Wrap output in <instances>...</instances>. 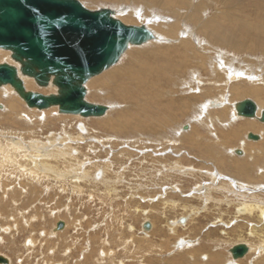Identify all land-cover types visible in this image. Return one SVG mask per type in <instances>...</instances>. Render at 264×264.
<instances>
[{"label":"rangeland","instance_id":"1","mask_svg":"<svg viewBox=\"0 0 264 264\" xmlns=\"http://www.w3.org/2000/svg\"><path fill=\"white\" fill-rule=\"evenodd\" d=\"M79 1L91 10L101 8L113 9L116 11L117 17L125 24H147L153 31L157 32L159 35H164L165 37L168 36V38L166 37L168 41H166L172 42L171 44L170 42L168 44L169 46L173 47L171 48L172 54H169L175 57H172L173 62L169 61L166 65L168 67V71L171 74H176L174 76V81H176L178 84L174 87L175 92H177L173 96V98L175 96V98L178 99H180L179 96L190 98L193 102L192 107H197H195V110L191 108L185 111H179L178 106L174 107L172 109L173 115L177 113V118L173 119V121L175 120L173 123H175L176 125L174 129H176L179 124L180 126H185L187 124L186 126H189V128L182 131L189 132L191 131L192 126H196V129H199V131L197 130L198 132L194 133V135H197L194 137L197 138L202 136L197 142L201 141L202 148L212 145L213 147L218 149L220 153L219 157L221 159L226 160V162L227 160L231 161L234 171V174L232 176L235 179H238L236 175L239 173L238 168H240L241 164L252 167L254 157H258L260 162L264 160L263 122L255 118L250 119L240 117L235 124L227 127L226 130H223L221 128V125L213 124L211 122V120L217 118V114L219 113L209 114L206 110H204L205 103L207 104L206 101H208L209 98L220 97L219 95L224 92V87H219L217 86V84L224 85L225 81H228V88L231 87L230 91L235 89L247 93L239 94L236 96L230 95L229 93V97L231 98L232 103L227 104V107L232 108V113H230L231 115L229 114L226 122L233 121L232 114L236 113L234 107L232 106L234 102H239L245 99H252L257 103L260 109V106H262L264 101H258L257 98L249 96V94L252 90H264V82L261 83V81H259V83L256 80L259 78V76L264 79V39L262 40L263 47L260 51H253V49L250 48L233 51L221 44L215 43L211 38L206 37V41L213 42V46L209 45L210 43L208 44L206 42L207 44L202 43L201 46H198V43H196L195 46H193V44H190L191 47L187 48L188 50L181 49V52L185 53L186 57L189 59L188 66L187 60H185L184 62H182L181 60H177L178 58L176 50L183 47L182 45L180 46L179 41L184 36H186V34H179L178 31L177 34L176 32L173 33L174 31L172 30V25L176 22L172 14L176 13H171L167 8L161 6L160 4H150L147 0L131 1L133 5L131 2H128L126 0ZM186 1L188 2V0ZM193 1H195L194 3L197 2L195 4L196 6L193 4H191L192 7L191 5H187L185 6V13L181 10L179 12H182V14H185L186 16V14H188L186 12L190 13L191 11H196L195 7H198L199 9H206V7L208 6L207 11L203 12V19L212 18L216 15L221 16L217 12L218 10L223 11V8H221V2L220 4L218 2L216 7L214 4L211 5L212 2L210 0H207L208 3L205 2V0ZM235 1L236 0H229L230 5L232 4L231 8L233 9V14L236 18L239 17L238 19L241 18L249 21L246 24L247 27L251 29L250 36L256 37L258 36V34L264 32L263 28L259 26L256 27V25L260 23L264 25V0ZM119 6H123L125 7V9H122L123 7ZM131 6L132 8H129ZM143 16L145 18H143ZM187 22L189 23V21ZM193 22L194 21H191L190 24H194ZM180 25L181 22L179 21V29L183 31L184 28H182V26ZM237 25V27H240L239 23ZM194 27L196 28L195 24L194 26H192V29H195ZM238 33H241V31L239 30ZM202 39L205 38L202 37ZM240 39L243 40L242 37ZM167 42L158 43L157 41H151L150 43H147V45H143L141 47H131L123 56L119 64L88 82L87 88L89 91L87 93V100L94 103L112 105L113 107L112 110L102 118L86 119L75 115H63L58 113L57 108H51L48 110L29 108L23 101V99H21L10 87H6L9 89L10 94L13 95V99L17 101L19 100L17 103L19 105L18 113H24L27 115L29 114L34 117L32 118L30 116L32 119H34L33 123H35V126L32 127L31 125L27 124L23 118L19 119L18 116L14 117L13 114H10V109L8 108L10 104L8 100L2 99L0 97V103L6 107L4 109H0V115H3L5 117L4 118L2 116L0 118V138L7 137V139H12L17 137L18 134L17 140L18 138H24L23 142H26L24 146H27V144L29 145L27 139H33V137L30 135L31 131L33 130H36V134L41 136V142L45 143L48 142L46 138H49L48 136H50L54 131L57 133L58 131L59 133L69 132L72 133L73 136H76L77 133L81 134L87 132V134L85 135L87 136L86 141H73L74 145L76 144V147L73 146L72 149V152L73 150L75 152H73V155L78 158L79 161L81 160L80 163H84L81 164V168L79 169V171H77V173L70 172V167L64 165L67 163H64L62 159L56 161L54 159L44 160L42 158L41 161L47 163L46 166H50V168L52 169L50 171L48 170L49 172L45 170L43 173H41V177L44 179V181L42 180L39 184L41 185V187L36 184H28L24 179L26 176L27 180H36H34L33 177L29 176V174L23 175V172L20 171L22 167L27 165V168L29 166V168L26 170V172L28 173L29 170L32 169L31 161L29 162L28 159L22 161L17 160L18 162L15 163H17L18 168H14L12 166V162H8L4 158L0 157V254H3L7 257L9 256L12 259V264H167L168 262L164 261L168 260H170L172 264H212V261H214L215 259L221 260L220 262H218V264H226L231 258L229 253L230 248L236 244L245 242L249 243V245H251L254 249L246 256L243 261L239 262V264H264V214H261L260 210H256L252 214L242 213L240 210H238L240 201H236V198L234 199L233 196L230 197V200H232L230 202L231 204H228L227 202L217 203V200L223 199L221 198V196L223 197V194L220 192L211 191V195L213 197L211 199H208V195H206V191L204 190V192L199 195V192L193 191L196 187L195 183L201 184V182H206L205 185L211 184L208 183L209 178H205V174L203 173V177L196 180L191 179L192 181L188 180V183L185 182L184 178L182 180V184L175 181V185L177 184L181 186L172 189V185L170 183L171 180H173L174 178L176 179V177L172 178L171 174H164V168H161L160 165L163 164L165 166L166 164V167L171 169V166H169V164L176 162V159H178L179 157H182L183 155H191L197 152L198 149L192 148V144L194 143L192 142V140L191 142H182V138L179 140V134H173L172 132L170 137H173L172 139L173 141H175V144L163 149L164 147L162 146V144L165 143V141L161 142L160 134L158 133L153 134L152 137H150L148 134L142 133L141 136L134 139L133 137L136 136V132L126 131L122 133H116L109 127L103 126L102 121L105 120L112 122L115 126L121 124L122 119H117L124 113L118 112L130 110L131 107L129 104H127L130 101L126 100L125 103L124 101H121V99H117L118 95L114 96L112 95V93L108 92V88L104 87L103 84H101V80L109 76L112 72L119 69L120 67L122 68L124 66L133 65L135 60L137 59V56L134 57L137 53L152 52L158 47L160 48L164 44H167ZM191 42L193 43L192 40ZM247 45L252 46L251 44ZM186 52L189 53L187 54ZM219 53L223 54V56L221 55L223 62L224 60L228 64H232L231 62H233L236 70L237 68H241L242 70L247 71L245 72V76H243L241 81L235 82V79L232 80V82H229L230 80H228L227 76L222 71L216 70L215 65L211 61H214L215 57H212L214 55L217 56L216 58H219V56L217 55ZM10 55V52L1 50L0 62H13V60L10 58ZM191 55L194 56L192 57ZM194 57L196 58L195 61ZM209 58L212 59L209 60ZM142 63L146 64V66H144L149 69L148 72H150V69L151 72L153 69V72L155 70L157 71V67H159L158 63H153L155 66L152 63H150L152 64L150 65L148 62H141L139 64ZM184 65L185 67H190L189 69L191 71L188 72V69H186V72H184L185 74H183V69H180L181 67L183 68ZM177 66L180 67L177 68ZM169 68L172 72L169 70ZM248 72L253 73L251 74ZM153 75L156 76V73ZM28 80L31 81L34 85L31 90L39 91L45 94L54 92L51 87L41 89L32 79ZM198 81L200 83H197ZM0 92L2 94L4 93L2 87H0ZM200 107L201 109H199ZM206 107H208V104L206 105ZM157 109L158 108H156V110ZM212 109H220V107ZM45 112H47L48 114ZM52 114L53 116H51ZM163 116L165 117V114ZM42 117L43 119H40ZM170 117L172 116L170 115ZM205 118L209 120H206ZM129 121L131 123H136L134 122L136 121L134 117L129 118ZM36 123L38 125L40 124V126L37 127ZM128 123V119L126 120L125 118L122 125ZM241 123H254L262 128V133L261 131H254L252 129L242 130L241 128H238ZM174 129L173 131L177 132V129ZM249 132H252L254 134L257 133V135L260 136V140H249L247 138V134ZM8 133L9 135H7ZM3 134L4 136H2ZM228 134L229 136H227ZM58 137H61V135L59 134ZM141 137H144L145 139L148 138L149 141L147 140L145 142H142L140 141ZM217 138H219V140L224 138L227 142L230 138H234V140H230L229 143L225 144L224 146H217L214 145V142ZM102 139H106L104 144L97 143L98 141L96 140L101 141ZM107 139H110V141H108ZM3 140L4 139L2 138L1 141ZM178 142L183 143V146H181ZM197 142L193 145H197V147H199L200 144H198ZM158 144H160V147L162 148H158ZM203 144L205 146H202ZM254 144H261V147H259L257 150H251L250 147ZM150 147L152 150H150ZM155 147H157L158 149H156ZM169 148L170 152L168 151ZM211 148L212 147L209 146L208 151H210ZM234 148L242 150L243 153L241 155L236 154L235 150L237 149ZM123 149H125V151ZM229 150H231V152ZM155 151L157 153H155ZM162 151H164L165 153ZM160 152H162V154ZM200 152L195 153L196 157L198 155V159L196 157H193V159H191V163L194 162L196 164L197 161V164L201 163V161H199ZM20 153L22 152L20 151ZM36 160L38 161V159ZM3 162L11 165L14 169H12L10 166L9 172L8 168H6L7 164L5 166V164H2ZM22 163L24 166L21 165ZM117 164L119 166H117ZM204 164L203 165L207 168H211L214 164V161L212 159H207ZM2 165H4V167ZM20 165L22 167H20ZM53 166L55 169L53 168ZM26 167L24 169H26ZM64 167H66L65 170H63ZM261 167L263 168L262 163ZM57 169L60 173L57 172ZM14 170H17V172H15ZM80 170H87L88 174H92L91 176H94L91 177L90 175H87V177H85L86 179H83L82 181L75 180V176H83L84 171L82 173V171ZM51 171L53 173H51ZM62 171H64L63 174ZM54 172L57 173V176H55ZM168 172H170V170H168ZM223 172L225 173V177L222 178L224 181H228L230 180V178H232L227 170L224 169ZM18 173H20L21 175ZM58 173L61 177L58 176ZM71 173L73 175H71ZM252 174L253 172L250 171V175ZM259 175L260 174L254 173L252 175V182H261V178ZM17 176L18 178H16ZM21 176H23V178ZM3 177L7 180H2ZM64 177H66L67 180ZM102 179H104V181ZM51 181H53V183H51ZM98 182H102L104 185ZM77 183L79 184L77 185ZM65 185L67 186V188ZM260 185L264 186V183L261 182ZM27 186H29V189L30 187L35 188V186H37L38 190L32 189V191H27ZM58 187H60L63 192ZM62 188L65 189V191ZM66 189L68 190L66 191ZM112 190L113 192H111ZM253 192L254 194H259L261 197H264L263 188H259L258 190H254ZM13 201H16L17 205L13 204ZM171 201L173 202V205L170 204ZM261 203L263 202H260L259 204L261 205ZM176 205H178L179 207ZM19 213L22 215L19 216ZM257 215H260L262 217H258ZM24 219H27L28 221H25ZM60 220H66L65 229L57 233L53 232V228ZM148 220L149 222L151 221L150 223L153 227L156 226L154 233H152L150 236L144 235L145 232L141 227L143 223L147 222ZM5 225H7V227ZM4 228H7L8 230L3 231ZM13 233L15 235H13ZM26 239L27 241H25ZM104 239L105 241H103ZM260 242L261 245L259 244ZM190 243L194 245L193 248L191 247V249L188 248V245ZM102 249H104V251ZM32 250L35 251L33 252ZM85 251L87 254L85 253ZM100 251L102 252L100 253ZM179 257H183L182 262L179 261ZM149 258H153L154 260H149ZM96 259L98 260L96 261ZM126 259L128 260L125 261Z\"/></svg>","mask_w":264,"mask_h":264},{"label":"bare ground","instance_id":"2","mask_svg":"<svg viewBox=\"0 0 264 264\" xmlns=\"http://www.w3.org/2000/svg\"><path fill=\"white\" fill-rule=\"evenodd\" d=\"M110 1H118V0H110ZM128 2H131V1H139V0H126ZM148 3H152V4H160L161 6L167 8L171 13L174 12L176 14H172L173 15V18L175 19V22L173 25H172V30L174 31L173 33L176 32L177 34V31L179 32V34H186L187 36V39H186V36L185 39L184 37L182 39H180L179 41V44L180 46L182 45L183 47L181 48H178L176 50V53H177V60H181L182 62H184L185 60H187V65L189 66V59L186 57L185 53H182L181 52V49H185V50H188L187 48L191 47V45L193 44V46H195L196 43H198V46H201L202 43H210L209 45L213 46V42H208L206 41V37L208 38H211L215 43H218V44H221L233 51L235 50H242V49H246V48H250V49H253V51H260L263 47V43H262V40L264 39V32L258 34V36L256 37H251L250 36V33H251V29H249L247 27V24L249 21L248 20H244V19H238L234 16L233 14V9L231 8V5L229 3V0H210L212 2L211 5H215L217 7V3L220 2L222 3L221 4V8H223L222 10L223 11H220L218 10L217 12L219 13V15L221 16H214L212 18H208V19H203V12L204 11H207V7L206 9H199L198 7H195V10L196 11H191L190 13L189 12H186L188 14H182V12H184L185 10V6L187 5H195L196 3H194L195 1L193 0H188V2L186 0H147ZM209 1V2H210ZM233 1V0H232ZM237 1V0H236ZM235 1V2H236ZM205 2L208 3L207 0H205ZM231 2V1H230ZM132 3V2H131ZM218 4V6H219ZM240 4V3H239ZM133 5V3H132ZM156 5V6H157ZM200 5V4H199ZM207 5V4H206ZM149 6V5H148ZM196 6V5H195ZM235 6V4H234ZM119 7H123V6H119ZM192 7V5H191ZM129 8H132L129 7ZM188 8V7H187ZM236 8V7H235ZM122 9H125V7H123ZM189 9V8H188ZM216 9V8H215ZM96 10H99V9H96ZM161 10V9H160ZM164 10V8H163ZM182 11V12H179V11ZM238 10V9H237ZM115 11V10H114ZM154 11V10H153ZM126 12V11H125ZM128 12V11H127ZM152 12V11H151ZM157 12V11H156ZM155 12V13H156ZM153 13V12H152ZM185 13V12H184ZM208 13V12H206ZM212 13V12H211ZM217 13V14H218ZM239 14V13H238ZM144 15V14H143ZM207 15V14H206ZM145 16V15H144ZM143 16V18H145ZM115 17H117V14H116V11H115ZM210 17V16H209ZM155 18V17H154ZM119 19V18H118ZM142 19V18H141ZM148 19V18H147ZM179 21L181 22V25L182 28H184V30H180L179 29ZM189 21V23L187 22ZM191 21H194L193 23L195 24L196 28L195 29H192V26H194V24H190ZM167 23V22H166ZM239 23V26L241 27H237ZM242 23V24H241ZM251 25V24H250ZM259 26L261 28L264 29V25L262 23L256 25V27ZM179 29V30H178ZM196 30V31H195ZM239 30L241 31V33H238ZM159 32V31H158ZM170 32V31H169ZM157 35H158V40H156L158 43H163V42H167L168 41V36H162V35H159L157 32H155ZM161 33V32H160ZM261 35V36H260ZM177 36V35H176ZM179 36V35H178ZM205 38V39H202ZM243 38V40H241L240 38ZM180 38V37H179ZM176 39V38H175ZM167 40V41H166ZM191 40L193 41V43L191 42ZM209 40V39H208ZM170 42V41H169ZM169 42H167V44H164L163 46H161L160 48L158 47L156 50L152 51V52H149V53H143V52H139L137 53L134 57L137 56V59L135 60L134 64L131 65V66H124V67H120L119 69L115 70L114 72H112L109 76L105 77L104 79L101 80V84H103L104 87H107L108 88V92L112 93V95H118L117 99H121V101H130L129 104L131 109L130 110H125V111H122V112H118V113H124L122 114L120 117H118L117 120H121L122 119V122L121 124H118V126H115L112 122H109L108 120H105V121H102L103 122V126H107L109 127L110 129H112L113 131H115L116 133H122V132H126V131H129V132H136V136H134L133 138L136 139L137 137L141 136L142 133L144 134H148L150 137H152L153 134L155 133H158L160 134V138H161V142H164L162 144V146L164 147L163 149L169 147L170 145H173L175 144V141H173V137H170V135L172 134H179V140L181 139L182 142H188L192 140V142L196 143L198 140H200V138L202 137H194V136H197L196 134L194 135L195 132H198L199 129H196V126H192V129L191 131L189 132H183V125L179 126L176 128L177 129V132L173 131V129L175 128V123H173V119H176L177 118V113L175 115H173V108L178 106L179 107V111H185L187 109H194L195 110V107L193 108L192 107V101L190 98H185V97H180V99L178 98H173V96L176 94L175 92V89L174 87L177 86V82L174 81V76L176 75H173L171 74L169 71H168V67H167V62L169 61H172L173 58L172 57H175V56H172L170 55L169 53L172 54V49L173 47L169 46ZM150 43V42H149ZM172 42H170L171 44ZM206 43V44H207ZM156 44V43H155ZM191 44V45H190ZM247 44H251L252 46H249ZM147 45V44H145ZM150 45V44H149ZM160 45V44H159ZM158 45V46H159ZM143 46V45H142ZM152 46V45H151ZM178 46V44H177ZM179 46V47H180ZM139 47V46H138ZM141 47V46H140ZM133 48V47H132ZM143 48V47H142ZM150 49V48H149ZM166 49V50H165ZM184 50V51H185ZM190 51V50H189ZM0 53H1V50H0ZM127 53V52H126ZM125 53V54H126ZM187 53V52H186ZM189 53V52H188ZM187 53V54H188ZM11 54V53H10ZM124 54V55H125ZM227 54V53H226ZM219 56V58H216L217 56L214 55L212 56L214 58V61L212 60L211 62L215 65V68L216 70L218 71H222L228 78V80H230L229 82H232V80H235V82H239L241 81V79L243 78V76H245V72H247L246 70H242L241 68H235L233 62H231L232 64H228L225 62H223V59L221 58V55L223 56L222 53H219L217 54ZM190 56V54H189ZM192 57L194 55H191ZM225 56V55H224ZM128 57V56H127ZM227 57V56H226ZM10 58H11V55H10ZM190 58V57H189ZM12 59V58H11ZM195 57H194V61H195ZM212 59V58H209V60ZM5 61V60H4ZM193 61V62H194ZM227 61V60H226ZM14 62V61H13ZM13 62H8L9 64H14ZM141 62H148L149 64L150 63H158V66L157 67V71L155 70L153 72H151V69H150V72L149 69L146 66V64H139ZM173 62V61H172ZM0 63H3V62H0ZM179 63V62H178ZM119 64V63H118ZM139 64V65H137ZM150 64V65H152ZM177 64V63H176ZM185 64V63H184ZM137 65V66H136ZM145 65V66H144ZM154 65V64H153ZM173 65V64H171ZM180 65V64H179ZM186 65V66H187ZM144 66V67H143ZM155 66V65H154ZM143 67V68H142ZM180 67V66H177V68ZM171 68V67H170ZM169 68V70H170ZM190 67H185V65L183 66V68L181 67L180 70H182L183 74H185L184 72H186V69H188V72L191 71L189 69ZM178 70V69H177ZM171 71V70H170ZM172 72V71H171ZM156 73V76L153 75ZM177 73V72H176ZM181 73V74H182ZM248 73H251V72H248ZM246 73V74H248ZM253 73V72H252ZM251 73V74H252ZM192 74V73H191ZM250 74V75H251ZM247 76V75H246ZM178 77V76H177ZM251 77V76H250ZM28 79H31V78H27L25 77V83H26V86H27V89L31 90V88L34 87L33 83L31 81H29ZM197 79V78H195ZM28 80V81H27ZM33 80V79H32ZM176 80H179V79H176ZM252 80H255V79H252ZM258 82L261 81V83L264 82V79L259 76L258 79H256ZM197 83H200L199 81ZM251 83V81H250ZM260 83V82H259ZM198 85V84H197ZM217 86L219 87H224V92L219 95L220 97H217V98H209L207 102L208 104V107H206V103H205V108L204 110L207 111V113H219L217 114V118L211 120V122L213 124H218V125H221V128L223 130H226L227 127L229 126H232L233 124H235L239 118L241 116H239L237 114V111L235 109V105L236 103L238 102H234L232 104V106L234 107L236 113L232 114L233 115V121H227L228 119V116L230 113H232V108L231 107H227V104H231L232 101H231V98L229 97V93L230 95H239V94H247L245 92H242V91H238V90H235L233 89L232 91H230V88H228V81H225L224 82V85H221V84H217ZM6 87H10V86H3L2 87V90H3V94L0 92V97L2 99H7L8 102H9V106L8 108L10 109V114H13L14 117L15 116H18L19 119L23 118L25 120V122L29 125H31L32 127L35 126V123L34 122V117H32L31 115H27V114H24V113H21L19 114L18 113V101L17 100H14L13 99V95L10 94V91L8 88ZM11 88V87H10ZM12 89V88H11ZM13 90V89H12ZM14 91V90H13ZM89 91V90H88ZM194 91V90H193ZM15 92V91H14ZM202 92V91H201ZM16 93V92H15ZM17 94V93H16ZM199 94V93H198ZM4 95V96H3ZM184 95V94H183ZM249 96H253L254 98H257L258 101L261 100V101H264V90H261V89H258V90H252L249 94ZM189 97V96H188ZM195 97V96H194ZM193 98V96H192ZM196 100V99H195ZM245 100H249V99H245ZM252 100V99H251ZM194 101V100H193ZM198 101V100H197ZM195 101V102H197ZM243 101V100H242ZM254 101V100H253ZM203 102V101H202ZM126 103V102H125ZM200 103V102H199ZM1 104V103H0ZM202 104V103H201ZM257 104V103H256ZM3 105V104H1ZM115 105V104H114ZM157 105V107H156ZM199 105V104H198ZM197 105V106H198ZM109 106V111L110 112L112 110V105H108ZM123 106V105H122ZM204 106V105H203ZM263 106H264V102L262 104V106H260V109H259V106H258V110H257V118H260L261 115H262V112L264 111L263 109ZM216 107H220V109H212V108H216ZM4 108H6L4 106ZM156 108H158L156 110ZM197 108V107H196ZM208 108V109H207ZM263 108V109H262ZM201 109V107L199 108ZM212 109V110H210ZM193 110V111H194ZM221 110V111H219ZM178 111V112H179ZM219 111V112H218ZM260 111V112H259ZM108 112L106 113V115L108 114ZM2 113V112H1ZM47 113V112H45ZM54 113V112H53ZM195 113V112H194ZM24 114V115H23ZM43 114V113H42ZM48 114V113H47ZM56 114V112H55ZM165 114V117L163 116ZM45 115V114H44ZM105 115V116H106ZM170 115L172 117H170ZM231 115V114H230ZM3 115H0V118L2 117ZM32 118H31V117ZM53 116V114L51 115ZM209 116V115H207ZM4 117V116H3ZM41 117V116H40ZM104 117V116H103ZM134 117V119H136V123H131L129 121V118H132ZM179 117V116H178ZM5 118V117H4ZM52 118V117H51ZM56 118V117H55ZM102 118V117H100ZM128 119V124H124L122 125L123 121ZM244 118V117H243ZM40 119H43L40 118ZM61 119V118H59ZM140 119V121H139ZM206 119V118H205ZM10 120V119H9ZM14 120V119H13ZM18 120V119H17ZM15 120V121H17ZM23 120V121H24ZM56 120V119H55ZM201 120V118H200ZM206 120H209V119H206ZM19 121V120H18ZM60 121V120H58ZM74 121V120H73ZM197 121V120H196ZM195 121V123H196ZM199 121V119H198ZM7 122V121H6ZM14 122V121H13ZM33 123V124H32ZM205 123V122H204ZM16 124V123H15ZM14 124V125H15ZM78 124V123H77ZM198 124V123H197ZM200 124V123H199ZM187 125V124H186ZM18 126V125H17ZM36 126L39 127L40 124L38 125L36 123ZM42 126V125H41ZM77 126V125H76ZM199 126V125H197ZM212 126V125H211ZM6 127V126H5ZM207 128V127H206ZM209 128V126H208ZM238 128H241L242 130H249V129H252L254 131H261V127H259L258 125L254 124V123H241L239 125ZM39 129V128H38ZM44 129V128H43ZM174 129V130H176ZM237 129V128H236ZM235 129V131H236ZM11 130V129H9ZM41 130V128H40ZM198 130V131H197ZM218 130V129H217ZM5 131V130H4ZM36 130H33L31 131V136L33 137V139H27V141L29 142V145L27 144V146H24V144H26V142H23V139L24 138H18L17 140V137H18V134H17V137L15 138H12V139H7V137H2L4 140H2V138H0V157L1 158H4L6 161L8 162H12L13 163V167H17L18 168V165L17 163L15 162H18L17 160L19 161H22V160H26L28 159V161L30 162L31 161V170H29V172L27 173L26 170L29 168L24 166L23 163L21 165H23L24 167H22L20 165V167H22L20 169V171L23 172V175H26V174H29V176L33 177L34 180L36 181H30V180H27L26 177L24 178L28 184H36V185H39L41 183V181L44 179L41 177V173H43L45 170H51L52 168H50V166H46L47 163L41 161V159L43 158L44 160L45 159H54L56 161L58 160H63L64 163H67V164H64L66 165L67 167H70V172H76L79 171V169L81 168V164L83 163H80L79 159L76 158L74 155H73V152H72V149H73V146L76 147L74 145V142L73 141H76V140H85L86 141V137L85 136L87 134V132L85 133H81V134H78L76 136H73L72 133H69V132H65V133H58L57 132H52L50 136H48L49 138H46L48 140L47 143L45 142H41V136L37 135ZM88 131V130H87ZM211 131V130H210ZM209 131V132H210ZM21 132V131H20ZM42 132V131H41ZM216 132V131H215ZM3 133V132H2ZM24 133V132H23ZM200 133V132H199ZM211 133V132H210ZM230 133V132H228ZM262 133V131H261ZM260 133V134H261ZM12 134V133H11ZM59 134L61 135V137H58ZM216 134V133H215ZM257 134V133H256ZM263 134H264V130H263ZM1 135V133H0ZM9 135V133L7 134ZM46 135V134H45ZM75 135V134H74ZM84 135V136H83ZM200 135V134H199ZM202 135V134H201ZM211 135V134H210ZM262 135V134H261ZM4 136V134L2 135ZM214 136V135H213ZM216 136V135H215ZM226 136V135H225ZM229 136V134L227 135ZM226 136V137H227ZM43 137V136H42ZM91 137V136H89ZM93 137V136H92ZM196 139H194V138ZM112 138V137H111ZM157 138V137H155ZM94 139V138H93ZM116 139V138H115ZM122 139V138H121ZM169 139V140H168ZM176 139V138H175ZM108 140V139H107ZM139 140V139H138ZM149 141L148 138H144V137H141L140 138V141L142 142H145V141ZM203 140V139H202ZM230 140H234V138H230L228 140V142L222 138L221 140H219V138L216 139V141L214 142V145H217V146H224L225 144H228ZM25 141V140H24ZM44 141V140H43ZM46 141V140H45ZM84 141V142H85ZM98 141L97 143L99 144H104V142L106 141V139H102L101 141L99 140H96ZM110 141V139L108 140ZM139 141V142H140ZM151 141V140H150ZM239 141V140H238ZM80 142V141H79ZM124 142V141H123ZM141 142V144H142ZM159 142V140H158ZM160 142V143H161ZM205 142V141H204ZM78 143V142H77ZM118 143V142H117ZM153 143V142H152ZM179 143V142H178ZM193 143V144H194ZM199 145V147H197V145H193L192 144V148H195V149H198L197 152L195 153H199L200 151V159L199 161H201V163L195 164L194 162L191 163V159H193V157H196L195 153L193 154H189L187 156L183 155L182 157H179L178 159H176V162L174 163H171L169 164V166H171L169 168H167L166 164L165 166L162 164L160 165L161 168H164L163 169V172L164 174H171L172 178L173 177H176V179L174 178L173 180H171V185H172V189L175 188V187H179L181 185H175L174 182H179L182 184V180L184 178L185 182H189L191 179H200L201 177H203L205 174V178H209V182L208 183H211L209 185H205L206 182H201L200 183H195L196 187L194 188L193 191H197L199 192L198 194L200 195L202 192L206 191V195H208V199H211L213 198L212 195H211V191L213 192H220L223 194V197L221 196V198L223 199H220V200H215L217 203H223V202H227L228 204H231L230 202L232 200H230V197L233 196V198L236 200V201H240L239 202V209L242 213H245V214H252L254 211L256 210H260L261 211V214H264V197H261L259 194H254V190H258L259 188H263L264 189V186H261L260 183L263 182L264 183V160L263 161H259L258 157H254V162H253V165L252 167H249L247 165H244V164H241L240 165V168H238L239 170V173L236 175V177H238V179L234 178L232 175L234 174V171H233V168H232V164H231V161H228L226 162V160L224 159H221L219 157L220 153L218 151L217 148L213 147L212 145H209L211 146L212 148L210 149V151H208V148L209 146L207 147H204L202 148L201 147V141L197 142ZM258 143V142H257ZM94 144V143H93ZM122 144V143H121ZM129 144V143H128ZM145 144V143H144ZM181 146H183V143H179ZM205 144V143H204ZM202 145V146H205V145ZM130 145V144H129ZM245 145V144H244ZM135 146V145H134ZM148 146V145H147ZM77 147H78V144H77ZM80 147V146H79ZM158 148H162L160 147V144H158L157 146ZM157 147H155L156 149H158ZM174 147V146H173ZM172 147V148H173ZM248 147V146H247ZM259 147H261V144H254L250 147L251 150H257ZM53 148V149H52ZM131 148V147H130ZM154 148V149H155ZM171 148V149H172ZM238 148V147H237ZM237 148H234V149H237ZM49 149V150H48ZM52 149V150H50ZM90 149V148H88ZM139 149V148H138ZM147 149V148H146ZM180 149V148H179ZM207 149V150H206ZM98 150V149H97ZM125 151V149H123ZM127 150V149H126ZM137 150V149H136ZM150 150L151 147H150ZM170 150V148L168 149V151ZM20 151L22 153H20ZM110 151V150H109ZM118 151V150H117ZM130 151V150H129ZM128 151V152H129ZM134 151V150H133ZM186 151V150H185ZM208 151V152H207ZM231 152V150H229ZM103 152V151H102ZM164 152V151H162ZM162 152H160L162 154ZM170 152V151H169ZM75 153V152H74ZM79 153V152H78ZM117 153V152H116ZM135 153V152H134ZM155 153H157L155 151ZM159 153V152H158ZM165 153V152H164ZM172 153V151H171ZM77 154V153H76ZM118 154V153H117ZM148 154V153H147ZM160 154V155H161ZM182 154V153H181ZM184 154V153H183ZM81 155V154H80ZM154 155V154H153ZM176 155V154H175ZM86 156V155H85ZM116 156V154H115ZM125 156H128V155H125ZM234 156V155H233ZM110 157V156H109ZM138 157V156H137ZM198 157V155H197ZM196 157V158H197ZM83 158V157H82ZM125 158V157H124ZM123 158V159H124ZM38 159V161L36 160ZM84 159V158H83ZM198 159V158H197ZM207 159H212L214 161V164L211 168H207L206 166H204V162L207 161ZM235 160H242V159H235ZM88 161V160H87ZM172 161V160H171ZM1 163V162H0ZM87 163V162H86ZM261 163L263 165V168L261 167ZM2 164H5L6 166V162L2 163ZM25 164V163H24ZM29 164V163H28ZM61 164V163H59ZM84 164V163H83ZM90 164V163H89ZM101 164V163H100ZM184 164H187V165H184ZM204 164V165H203ZM219 164V166H218ZM1 165V164H0ZM96 165V164H94ZM104 165V164H103ZM157 165V164H156ZM4 167V165H2ZM11 165L7 164V167L8 168V171L10 172L9 168H10ZM11 166L12 169H14L13 167ZM33 166V167H32ZM117 166H119L117 164ZM2 167V168H3ZM26 167V169H24ZM109 167V166H108ZM16 168V169H17ZM54 168V166H53ZM66 167H64L63 170H65ZM98 168V167H97ZM55 169V168H54ZM53 169V170H54ZM59 169V168H58ZM57 169V170H58ZM87 169V168H86ZM157 169V168H156ZM227 170L230 175L232 176V178H230V180L228 181H224L222 178L225 177V173L223 172V170ZM67 170V169H66ZM90 170V169H89ZM108 170V169H107ZM165 170V171H164ZM168 170H170V172H168ZM15 172H17V170H14ZM19 171V170H18ZM46 171V172H47ZM48 171V172H49ZM82 171V170H80ZM84 171V170H83ZM82 171V173H83ZM92 171V170H91ZM106 171V170H105ZM250 171L254 173H257V174H260V178H261V182H252L253 181V174L250 175ZM13 172V171H12ZM59 172V170L57 171ZM66 172V171H65ZM69 172V173H70ZM51 173H53L51 171ZM55 173V172H54ZM60 173V172H59ZM59 173H58V176H59ZM64 173V171H62V174ZM67 173V172H66ZM81 173V172H80ZM1 174V172H0ZM20 174V173H18ZM57 173H55V176ZM79 174V172H78ZM76 174V175H78ZM105 174V172H104ZM21 175V174H20ZM48 175V174H47ZM70 175V174H69ZM71 175H73L71 173ZM75 175V174H74ZM87 175H90L88 174L87 170L84 171V174L83 176H75V180H80L82 181L83 179H86L85 177H87ZM92 175V174H91ZM90 175V176H91ZM122 175V174H121ZM207 175V176H206ZM19 176V175H18ZM18 176L16 178H18ZM50 176V175H49ZM52 176V175H51ZM66 176V175H64ZM94 176V175H93ZM91 176V177H93ZM103 176V175H102ZM256 176V175H255ZM1 177V175H0ZM6 177V176H5ZM10 177V176H9ZM23 178V176H21ZM61 177V176H59ZM162 177V176H161ZM257 177V176H256ZM66 179V177H64ZM63 178V179H64ZM71 178V177H70ZM74 178V177H73ZM72 178V179H73ZM96 178V177H95ZM99 178V177H98ZM1 179V178H0ZM7 180L6 178L3 177L2 180ZM9 179V178H8ZM46 179H49V178H46ZM52 179V178H51ZM71 179V180H72ZM91 179V178H90ZM169 179V178H168ZM67 180V179H66ZM98 180V179H97ZM104 181V179H102ZM165 180V179H164ZM189 180V181H188ZM19 181V180H18ZM29 181V182H28ZM46 181V180H45ZM70 181V180H68ZM112 181V180H111ZM121 181V180H120ZM156 181V180H154ZM158 181V180H157ZM192 181V180H191ZM245 181H248V182H245ZM257 181V180H256ZM61 182V181H60ZM66 182V181H64ZM93 182V181H92ZM113 182V181H112ZM3 183V182H2ZM17 183V182H16ZM26 183V184H27ZM44 183V182H43ZM51 183H53V181H51ZM98 183H101L103 184L102 182H98ZM97 183V184H98ZM114 183V182H113ZM178 183V184H179ZM1 184V183H0ZM22 184V183H21ZM56 184V183H54ZM60 184V183H59ZM57 184V185H59ZM79 183H77L78 185ZM89 184V183H88ZM108 184V183H107ZM154 184V183H153ZM169 184V183H168ZM51 185V184H50ZM104 185V184H103ZM113 185V184H112ZM18 186V185H17ZM41 187V185H39ZM66 186V185H65ZM156 186V185H155ZM71 187V186H70ZM82 187V186H81ZM111 187V186H110ZM160 187V185H159ZM60 188V187H58ZM64 188V187H63ZM62 188V189H63ZM67 188V186H66ZM75 188V187H74ZM115 188V187H114ZM156 188V187H154ZM27 191H32V189H37L38 190V187L35 186V188L33 187H30L29 189V186L26 187ZM71 189V188H70ZM78 189V188H77ZM82 189V188H81ZM113 189V188H112ZM45 190V189H44ZM61 190V188H60ZM65 191V189H63ZM68 189H66L67 191ZM80 190V189H79ZM115 190V189H114ZM204 190V191H203ZM10 191V190H9ZM62 191V190H61ZM82 191V190H81ZM34 192V191H33ZM63 192V191H62ZM69 192V191H68ZM80 192V191H79ZM108 192V191H107ZM113 192V190L111 191ZM115 192V191H114ZM37 193V192H36ZM67 193V192H66ZM6 194V193H5ZM50 194V193H49ZM78 194V193H77ZM90 194V193H89ZM111 194V193H110ZM109 194V195H110ZM194 194V193H193ZM233 194V195H232ZM205 195V194H204ZM141 197V196H140ZM160 197V196H159ZM199 198V196H198ZM203 198V197H202ZM232 198V199H233ZM169 199V198H168ZM171 199V198H170ZM201 199V198H200ZM204 199V198H203ZM116 200V198H115ZM150 200V199H149ZM152 200V199H151ZM147 201V200H145ZM167 201V200H166ZM235 201V202H236ZM15 202V203H14ZM176 202V200H175ZM244 202V203H243ZM260 202H263L261 203V205L259 204ZM151 203V201H150ZM13 204H16L17 205V202L16 201H13ZM170 204L173 205V202L171 201ZM32 205V204H31ZM178 206V205H176ZM208 206V205H207ZM244 206V207H242ZM175 207V206H173ZM172 207V208H173ZM179 207V206H178ZM242 207V208H240ZM25 208V207H24ZM24 210V209H23ZM18 212V211H17ZM23 212V211H22ZM26 212V211H25ZM7 213V212H6ZM24 213V212H23ZM20 214V213H19ZM260 214V215H261ZM5 215V214H4ZM22 214H20L19 216H21ZM259 215V216H260ZM25 216V215H24ZM258 216V215H257ZM258 216V217H259ZM23 217V216H22ZM183 217V216H182ZM262 217V216H260ZM3 218V217H1ZM63 218V217H62ZM5 219V218H4ZM9 219V218H8ZM7 219V220H8ZM11 219V218H10ZM20 220V218H19ZM25 220V219H24ZM27 220V219H26ZM25 220V221H26ZM34 220V219H33ZM183 220V219H182ZM9 221V220H8ZM11 221V220H10ZM17 221V220H16ZM28 221V220H27ZM37 221V220H36ZM66 221V220H65ZM184 221V220H183ZM149 222V220H148ZM151 222V221H150ZM185 222V221H184ZM31 223V221H30ZM182 223V222H181ZM180 223V224H181ZM179 224V225H180ZM192 224V223H191ZM32 225V224H31ZM69 225V224H68ZM188 225V224H187ZM7 227V225H5ZM10 226V224H9ZM13 226V225H12ZM29 226V225H28ZM182 226V225H181ZM185 226V225H184ZM253 226V225H252ZM66 227V226H65ZM142 227V226H141ZM155 227L156 226H152V228L148 231H145V234L144 235H151L152 233H154L155 231ZM12 228V227H11ZM172 228V227H171ZM176 228V227H175ZM10 229V228H9ZM16 229V228H14ZM65 229V228H64ZM94 229V227H93ZM132 229V228H131ZM169 229V228H168ZM11 230V229H10ZM173 230V229H172ZM176 230V229H175ZM4 231V230H3ZM42 231V230H41ZM143 231V230H142ZM45 232V230H44ZM10 233V232H9ZM34 233V232H32ZM40 233V232H39ZM57 233V232H56ZM251 233V232H250ZM49 234V232H48ZM59 234V233H58ZM141 234V233H140ZM260 234V233H259ZM1 235V234H0ZM12 235V234H11ZM13 235H15L13 233ZM31 235V234H30ZM200 235V234H199ZM262 235V234H261ZM91 236V235H90ZM12 237V236H11ZM4 238V236H3ZM32 238V236H31ZM41 238V237H39ZM50 238V237H49ZM182 238V237H181ZM29 239V238H28ZM38 239V238H37ZM60 239V238H59ZM106 239V238H105ZM105 239L103 241H105ZM146 239V238H145ZM262 239V238H261ZM39 240V239H38ZM36 240V241H38ZM147 240V239H146ZM8 241V240H7ZM27 241V239L25 240ZM40 241V240H39ZM107 241V240H106ZM145 241V240H144ZM261 241V240H260ZM14 242V241H13ZM42 242V241H41ZM44 242V241H43ZM108 242V241H107ZM106 242V243H107ZM183 242V241H182ZM181 242V244H182ZM202 242V241H201ZM11 243V242H10ZM9 243V244H10ZM52 243V242H51ZM146 243V242H145ZM246 243V242H245ZM15 244V243H14ZM25 244V243H24ZM42 244V243H41ZM58 244V243H57ZM75 244V243H74ZM104 244V243H103ZM261 245V242L259 243ZM12 245V244H11ZM26 245V244H25ZM35 245V244H34ZM246 245L249 247V253L253 251V247L251 245H249V243H246ZM9 246V245H8ZM32 246V245H31ZM36 246V245H35ZM42 246V245H41ZM91 246V245H90ZM191 249V247L193 248L194 245H192V243H190L188 245ZM257 246V245H255ZM34 247V246H33ZM89 247V246H88ZM183 247V246H182ZM219 247V246H218ZM222 247V246H221ZM57 248V247H56ZM68 248V247H67ZM70 248V247H69ZM177 248V247H176ZM175 248V249H176ZM196 248V247H195ZM33 249V248H32ZM41 249V248H40ZM53 249V248H52ZM71 249V248H70ZM182 249V248H181ZM256 249V248H255ZM18 250V249H17ZM37 250V249H36ZM51 250V249H49ZM54 250V249H53ZM104 251V249H102ZM118 250V249H117ZM24 251V249H23ZM33 251V250H32ZM35 251V250H34ZM33 251V252H34ZM70 251V250H69ZM259 251V250H257ZM17 252V251H16ZM31 252V251H29ZM42 252V251H41ZM67 252V251H65ZM102 251H100L101 253ZM110 252V251H109ZM173 252V251H172ZM26 253V252H25ZM53 253V252H51ZM86 253V251H85ZM103 253H106V252H103ZM108 253V252H107ZM111 253V252H110ZM248 253V254H249ZM18 254V253H17ZM87 254V253H86ZM85 254V255H86ZM247 254V255H248ZM3 255V254H2ZM23 255V254H22ZM108 255V254H107ZM157 255V254H156ZM169 255V253H168ZM246 255V256H247ZM19 256V255H18ZM21 256V255H20ZM42 256V255H41ZM87 256V255H86ZM165 256V254H164ZM172 256V255H171ZM231 258L230 260L226 263V264H239V262L243 261L245 257L241 258V259H237V260H234L232 255L230 254ZM81 257V256H80ZM84 257V256H83ZM115 258V257H114ZM164 258V257H163ZM182 258L183 257H179V261H182ZM196 258V257H195ZM203 258V257H202ZM49 259V257H48ZM84 259V258H83ZM144 259V258H143ZM215 259V258H214ZM22 260V258H21ZM47 260V258H46ZM82 260V259H81ZM98 259H96L97 261ZM128 259H126L125 261H127ZM141 260V259H140ZM149 260H154L153 258H149ZM80 261V260H79ZM103 261V260H102ZM101 261V262H102ZM221 260H218V259H215L214 261H212V264H218V262H220ZM11 262V261H10ZM44 262V261H43ZM52 262V261H51ZM63 262V261H62ZM105 262V261H104ZM122 262V261H120ZM164 262H168L167 264H172V262H170V260L168 261H164ZM11 264V263H10ZM120 264V263H119ZM121 264H124V263H121Z\"/></svg>","mask_w":264,"mask_h":264},{"label":"water","instance_id":"3","mask_svg":"<svg viewBox=\"0 0 264 264\" xmlns=\"http://www.w3.org/2000/svg\"><path fill=\"white\" fill-rule=\"evenodd\" d=\"M156 40L158 35L147 24H125L113 9L91 10L79 0H0V50L10 52L14 61L0 63V87L10 86L29 108H57L63 115L100 118L110 108L87 100L88 82L116 66L131 47ZM25 77L54 92L27 89ZM0 109H4L1 104ZM235 109L241 117L264 123V111L257 118L258 105L251 99L237 102ZM247 138L260 140L252 132ZM65 226L60 220L53 232ZM142 228L148 231L152 224L144 222ZM229 253L234 260L241 259L249 247L239 243ZM10 263L0 254V264Z\"/></svg>","mask_w":264,"mask_h":264},{"label":"flooded vegetation","instance_id":"4","mask_svg":"<svg viewBox=\"0 0 264 264\" xmlns=\"http://www.w3.org/2000/svg\"><path fill=\"white\" fill-rule=\"evenodd\" d=\"M8 258L10 259V261H11V264H12V259L8 256Z\"/></svg>","mask_w":264,"mask_h":264},{"label":"crops","instance_id":"5","mask_svg":"<svg viewBox=\"0 0 264 264\" xmlns=\"http://www.w3.org/2000/svg\"><path fill=\"white\" fill-rule=\"evenodd\" d=\"M182 262V261H181Z\"/></svg>","mask_w":264,"mask_h":264}]
</instances>
